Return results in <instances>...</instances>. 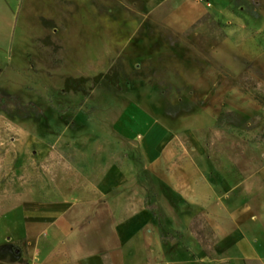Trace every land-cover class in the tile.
<instances>
[{
  "label": "rangeland",
  "instance_id": "1",
  "mask_svg": "<svg viewBox=\"0 0 264 264\" xmlns=\"http://www.w3.org/2000/svg\"><path fill=\"white\" fill-rule=\"evenodd\" d=\"M155 1L0 0V264L30 261L46 217L83 228L87 201L96 229L133 217L149 233L131 242L132 264H171L156 237L164 245L173 227L207 251L203 264L217 260L206 214L140 159L143 113L174 129L187 167L212 183L231 175L264 187V0ZM112 71L121 93L64 92L68 77ZM119 252L100 254L114 264Z\"/></svg>",
  "mask_w": 264,
  "mask_h": 264
},
{
  "label": "crops",
  "instance_id": "2",
  "mask_svg": "<svg viewBox=\"0 0 264 264\" xmlns=\"http://www.w3.org/2000/svg\"><path fill=\"white\" fill-rule=\"evenodd\" d=\"M133 3L138 8H143L147 2L133 0ZM154 6L150 5V11ZM148 118V115L143 113L140 117L142 122L135 126L136 141L133 143L136 144L137 153L144 165L150 169L148 173L152 179L160 178L156 175V172H160L173 197L180 198L186 208L195 205L206 214L222 246L217 260L211 263L264 264V187L258 188L251 184L250 178L233 182L231 175L222 176L212 183L204 173L187 167L185 163L187 160L182 157L183 153L174 143V129L160 120L150 121ZM169 162L171 165H166L163 172L162 167ZM117 168L110 171L113 178L112 186L120 182L121 169ZM230 186L233 188L229 189ZM84 204L87 206L85 217L87 223H84L83 228H72L63 224L57 229L58 223L67 220L65 214L62 215L61 212L53 217H46L50 228L45 232L46 236L42 237V241L36 243L30 261L27 263L15 261L9 264H106L100 253L117 250L120 252L113 258L114 264H132L137 253L136 248L130 245L131 242L138 243L149 233H145L143 226L133 217L125 219L119 231L117 228L109 229L107 221L103 222L102 230L96 229L91 219L93 213L89 212L90 202ZM54 205L57 210H64L68 206L64 203ZM72 205H81L77 196L70 206ZM52 227L55 228L51 229ZM175 230L184 233L182 240L167 238L162 245L161 234L155 236L157 248L164 246L168 248V260L171 264L206 262V253L199 251L195 241L190 240L191 236L177 227L170 228L173 233ZM150 232L154 234L152 230ZM237 243H241V246ZM185 245L189 246L188 250L185 249ZM228 246L230 249H227ZM155 261L157 262L155 264L160 262L158 259Z\"/></svg>",
  "mask_w": 264,
  "mask_h": 264
},
{
  "label": "trees",
  "instance_id": "3",
  "mask_svg": "<svg viewBox=\"0 0 264 264\" xmlns=\"http://www.w3.org/2000/svg\"><path fill=\"white\" fill-rule=\"evenodd\" d=\"M44 25L46 26L48 23L55 24L54 21L47 20L46 18H42ZM101 86L110 87L114 89L116 92L121 93L123 91V86L120 81V75L117 71H112L109 73H98V75L94 77H68V79L64 83V92L68 93L72 92L75 94H89L91 91L98 89ZM261 141H264L261 139ZM148 209L154 210L156 208V204L150 203L146 205ZM197 234V233H196ZM199 235V234H197ZM171 240H182L184 238V233L179 230H175L174 233H170L167 237ZM201 242V240H200ZM206 255L208 256L207 251L205 250Z\"/></svg>",
  "mask_w": 264,
  "mask_h": 264
}]
</instances>
